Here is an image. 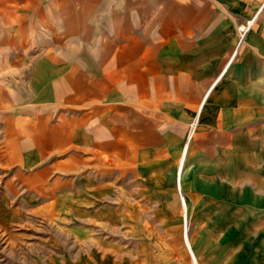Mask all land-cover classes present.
I'll return each instance as SVG.
<instances>
[{
  "label": "crops",
  "instance_id": "obj_1",
  "mask_svg": "<svg viewBox=\"0 0 264 264\" xmlns=\"http://www.w3.org/2000/svg\"><path fill=\"white\" fill-rule=\"evenodd\" d=\"M0 73L19 168L146 153L195 116L201 159L234 149L257 171L264 157V0H0Z\"/></svg>",
  "mask_w": 264,
  "mask_h": 264
},
{
  "label": "rangeland",
  "instance_id": "obj_2",
  "mask_svg": "<svg viewBox=\"0 0 264 264\" xmlns=\"http://www.w3.org/2000/svg\"><path fill=\"white\" fill-rule=\"evenodd\" d=\"M199 128L195 116L146 153H83L78 168L58 164L69 154L19 168L0 129V264H194L187 243L199 264H264V157L257 171L233 147L201 159Z\"/></svg>",
  "mask_w": 264,
  "mask_h": 264
},
{
  "label": "bare ground",
  "instance_id": "obj_3",
  "mask_svg": "<svg viewBox=\"0 0 264 264\" xmlns=\"http://www.w3.org/2000/svg\"><path fill=\"white\" fill-rule=\"evenodd\" d=\"M194 256V255H193Z\"/></svg>",
  "mask_w": 264,
  "mask_h": 264
}]
</instances>
